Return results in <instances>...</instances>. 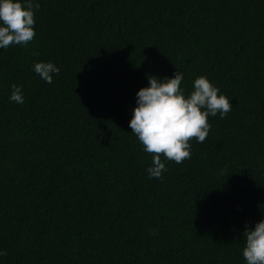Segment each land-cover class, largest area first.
Segmentation results:
<instances>
[{"label":"trees","instance_id":"16d2710c","mask_svg":"<svg viewBox=\"0 0 264 264\" xmlns=\"http://www.w3.org/2000/svg\"><path fill=\"white\" fill-rule=\"evenodd\" d=\"M0 264H264V0H0Z\"/></svg>","mask_w":264,"mask_h":264},{"label":"clouds","instance_id":"9594fccd","mask_svg":"<svg viewBox=\"0 0 264 264\" xmlns=\"http://www.w3.org/2000/svg\"><path fill=\"white\" fill-rule=\"evenodd\" d=\"M147 77H148V81H150V79H151V75H147Z\"/></svg>","mask_w":264,"mask_h":264}]
</instances>
